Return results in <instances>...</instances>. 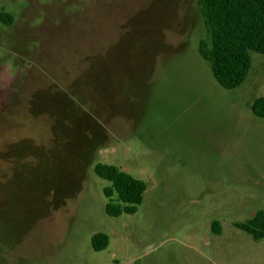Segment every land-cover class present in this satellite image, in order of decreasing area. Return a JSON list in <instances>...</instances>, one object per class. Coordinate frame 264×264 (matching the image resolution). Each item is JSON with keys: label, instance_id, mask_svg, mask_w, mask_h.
I'll return each instance as SVG.
<instances>
[{"label": "rangeland", "instance_id": "rangeland-1", "mask_svg": "<svg viewBox=\"0 0 264 264\" xmlns=\"http://www.w3.org/2000/svg\"><path fill=\"white\" fill-rule=\"evenodd\" d=\"M0 264H264V53L237 87L198 0H0ZM143 180L109 216L95 163ZM217 221L220 232L213 230ZM108 236L96 251L93 234Z\"/></svg>", "mask_w": 264, "mask_h": 264}, {"label": "trees", "instance_id": "trees-1", "mask_svg": "<svg viewBox=\"0 0 264 264\" xmlns=\"http://www.w3.org/2000/svg\"><path fill=\"white\" fill-rule=\"evenodd\" d=\"M206 28V38L199 40V53L209 62L216 81L224 88L239 86L251 68L250 52L264 53V0H198ZM13 15L0 11V22L11 24ZM251 112L264 118V95L255 98L249 105ZM94 173L109 182L103 187L107 198L105 213L119 216L133 214L143 201L146 183L119 167L97 162ZM234 225L251 235L254 240L264 238V208L251 218ZM213 230L220 232L217 221ZM91 247L99 251L108 245L105 233L91 237Z\"/></svg>", "mask_w": 264, "mask_h": 264}]
</instances>
